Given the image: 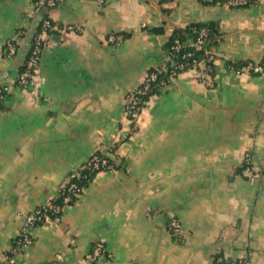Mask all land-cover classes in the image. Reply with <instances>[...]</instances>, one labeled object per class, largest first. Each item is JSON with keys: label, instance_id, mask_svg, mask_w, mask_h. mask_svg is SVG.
Segmentation results:
<instances>
[{"label": "crops", "instance_id": "0c3cea01", "mask_svg": "<svg viewBox=\"0 0 264 264\" xmlns=\"http://www.w3.org/2000/svg\"><path fill=\"white\" fill-rule=\"evenodd\" d=\"M32 3L0 0V83L12 84L0 99V264H61L58 254L63 264L80 262L97 241L111 256L95 264L245 256L264 264V76L235 70L264 57V0L240 7L61 0L51 19L80 29L51 32L37 71L17 86L26 57L18 52L29 49L37 18ZM194 22H213L220 33L210 47L211 84L195 68L181 72L147 100L130 131L126 93L165 65L174 29ZM109 33L122 42L107 44ZM10 40L17 50L8 58ZM96 151L112 169L96 172L56 220L32 229V244L12 254L24 214L55 196ZM246 152L253 180L241 172ZM171 218L181 234L169 230Z\"/></svg>", "mask_w": 264, "mask_h": 264}, {"label": "built area", "instance_id": "2783aa9c", "mask_svg": "<svg viewBox=\"0 0 264 264\" xmlns=\"http://www.w3.org/2000/svg\"><path fill=\"white\" fill-rule=\"evenodd\" d=\"M61 0H33V12L38 16L43 12L40 22L31 38L29 49L25 57L23 69L14 78L13 84L17 86L26 85L37 71L41 52L47 43L49 34L53 31H70L76 32L80 29L74 24H58L53 21L49 15V10L58 4ZM203 2L222 3L230 7H240L251 4H257L262 0H201ZM22 34L18 31L17 37ZM206 29L202 28L198 31V37L195 41H191L190 45L195 49H200ZM123 40V35L119 33H109L105 37V42L110 45H118ZM179 44L176 45L178 47ZM16 45L13 40L6 43V56L11 58L16 53ZM190 55V53H187ZM213 55L210 49L205 50V57L198 61L193 60L191 68L198 70L200 78L208 85L211 84L210 77L213 72ZM183 64H177L169 70L167 80H158L159 73L165 70V66L153 67L152 71H148L142 81L135 88L128 91L124 97L123 115L131 125L130 131L133 132L137 126L140 113L146 104V100L142 95L148 92L161 90L172 82L183 69ZM236 72H249L264 76V57L258 62H246L235 67ZM12 84L0 83V99L8 93ZM153 95V94H151ZM150 95V96H151ZM112 165L108 162L106 156L98 153L91 154L84 162L73 168L67 175L66 179L58 187L55 196L46 202L34 207L24 214L23 222L19 229L18 235L12 247V254L19 252L22 248L29 246L33 242L32 229L47 221L56 220L65 206L71 204L82 193L84 186L80 183L83 179H88V173L92 171H104L112 169ZM243 176L248 180L255 177V169L252 163V157L249 152L244 154L243 165L241 168ZM169 230L174 234H181L182 227L176 218H171L168 224ZM110 257V253H106V249L102 241H97L93 245L91 251L80 262L69 264H95L100 257ZM12 260V259H11ZM10 260V261H11ZM56 260L63 264L64 258L62 254L56 256ZM226 260L221 257L216 258V264H224ZM227 264H251L249 257H242L236 260H229Z\"/></svg>", "mask_w": 264, "mask_h": 264}, {"label": "trees", "instance_id": "16d2710c", "mask_svg": "<svg viewBox=\"0 0 264 264\" xmlns=\"http://www.w3.org/2000/svg\"><path fill=\"white\" fill-rule=\"evenodd\" d=\"M214 3L216 2H212L211 4ZM202 28L206 29V34L203 37L201 48L195 49L190 45V42L197 39L198 31ZM219 36L220 33L218 31V27L213 22H194L184 27H178L174 29L164 46L168 59L164 65L165 70L159 73L157 76L158 80H167L169 70L174 68L177 64H183L184 70H182V72L191 68L193 60L198 61L203 59L205 57V50L210 49V47L218 41ZM177 44H179L178 47H176ZM187 53H190V55H187ZM152 70L153 68H151L149 71ZM158 91L159 90L145 93L142 95V98L147 101L151 94L157 93ZM96 153L106 156L108 162L113 166V160L110 159V157L100 151H96ZM95 173L96 171L89 172L88 179H83L80 181V183L85 187L90 182ZM227 261L229 260H226L224 264H227Z\"/></svg>", "mask_w": 264, "mask_h": 264}, {"label": "water", "instance_id": "95a60500", "mask_svg": "<svg viewBox=\"0 0 264 264\" xmlns=\"http://www.w3.org/2000/svg\"><path fill=\"white\" fill-rule=\"evenodd\" d=\"M42 14H43V12H41V14L40 15H38L37 16V18L35 19V25L33 26V28H32V31L30 32V33H27V36H28V40L30 41V39L32 38V36H33V33L35 32V30H36V28H37V26H38V24H39V22H40V19H41V16H42ZM29 44V43H28ZM29 46V45H28ZM24 49H22V50H20L19 52H18V55H19V59L21 60V59H24V57L26 56V54H27V50H28V48L26 47V46H24L23 47Z\"/></svg>", "mask_w": 264, "mask_h": 264}, {"label": "rangeland", "instance_id": "374dc122", "mask_svg": "<svg viewBox=\"0 0 264 264\" xmlns=\"http://www.w3.org/2000/svg\"><path fill=\"white\" fill-rule=\"evenodd\" d=\"M151 96H152V95H151ZM151 96H150V97H151Z\"/></svg>", "mask_w": 264, "mask_h": 264}]
</instances>
